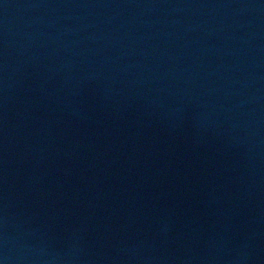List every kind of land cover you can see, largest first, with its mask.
I'll use <instances>...</instances> for the list:
<instances>
[{"label": "water", "instance_id": "1", "mask_svg": "<svg viewBox=\"0 0 264 264\" xmlns=\"http://www.w3.org/2000/svg\"><path fill=\"white\" fill-rule=\"evenodd\" d=\"M0 264H264V0H80L0 104Z\"/></svg>", "mask_w": 264, "mask_h": 264}]
</instances>
